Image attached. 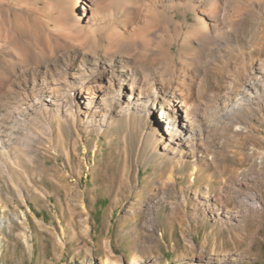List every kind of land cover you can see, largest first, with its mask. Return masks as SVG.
I'll return each mask as SVG.
<instances>
[{"label":"bare ground","instance_id":"1","mask_svg":"<svg viewBox=\"0 0 264 264\" xmlns=\"http://www.w3.org/2000/svg\"><path fill=\"white\" fill-rule=\"evenodd\" d=\"M132 118L155 127L161 156L193 165L251 137L254 118L264 125V0H0L8 186L20 188L14 173L42 140L34 128L54 140L62 124L105 134ZM227 181L233 208L196 194L205 214L236 224L264 205L254 163Z\"/></svg>","mask_w":264,"mask_h":264},{"label":"rangeland","instance_id":"2","mask_svg":"<svg viewBox=\"0 0 264 264\" xmlns=\"http://www.w3.org/2000/svg\"><path fill=\"white\" fill-rule=\"evenodd\" d=\"M250 126L195 165L161 156L137 118L105 134L62 124L54 140L34 128L42 140L14 173L20 188L0 175V264H264V205L229 224L196 198L231 210L227 179L253 163L264 182V125Z\"/></svg>","mask_w":264,"mask_h":264}]
</instances>
